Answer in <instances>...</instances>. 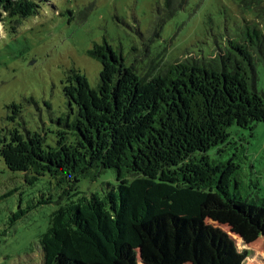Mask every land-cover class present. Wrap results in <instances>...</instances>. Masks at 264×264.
I'll list each match as a JSON object with an SVG mask.
<instances>
[{
    "label": "trees",
    "instance_id": "1",
    "mask_svg": "<svg viewBox=\"0 0 264 264\" xmlns=\"http://www.w3.org/2000/svg\"><path fill=\"white\" fill-rule=\"evenodd\" d=\"M233 1L255 22L243 19L235 39L207 56L149 59L144 46L148 60L139 69L106 41L93 44L87 54L101 66L98 83L90 88L78 71H68L63 94L69 112L58 119L53 147L38 132L0 135L5 167L30 182L47 174L72 191L81 179L114 174V185L103 183L100 193L50 214L38 243L41 264H243L247 252L201 219L210 196L215 210L233 213L230 230L243 244L264 237V199L239 190L232 160L208 155L227 142L231 126L252 130L264 122L255 69L264 65L257 27L264 24V0ZM45 2L0 0V24L14 30ZM183 3L164 0L167 18ZM160 28L149 31V42L159 39ZM45 204L50 201L38 205Z\"/></svg>",
    "mask_w": 264,
    "mask_h": 264
},
{
    "label": "rangeland",
    "instance_id": "2",
    "mask_svg": "<svg viewBox=\"0 0 264 264\" xmlns=\"http://www.w3.org/2000/svg\"><path fill=\"white\" fill-rule=\"evenodd\" d=\"M168 12L164 0H46L37 16L14 30L0 24V135L38 132L53 147L61 130L58 119L69 112L63 94L68 71H78L90 88L98 83L101 66L87 54L93 44L104 40L127 66L144 69V46L149 59L157 54L165 61L187 53L207 56L226 38L235 39L243 19L255 22L252 12L240 10L233 0H185L171 18ZM158 25L159 39L149 42ZM257 27L264 37V24ZM255 69L256 89L264 93V65ZM228 133L225 144L208 152L210 159L232 160L239 166V190L264 199V122L252 130L231 126ZM29 180L10 172L0 158V264H41L38 243L50 214L76 198L100 193L103 183L115 184L112 171L92 182L81 179L72 191L47 174ZM43 200L50 204L38 205ZM214 202L210 196L201 213L205 226L221 230L239 252H247L243 264H264V237L243 244L230 230L233 213L215 210Z\"/></svg>",
    "mask_w": 264,
    "mask_h": 264
}]
</instances>
